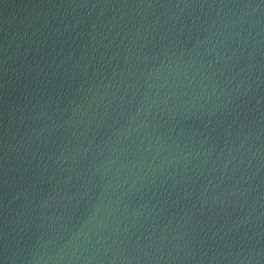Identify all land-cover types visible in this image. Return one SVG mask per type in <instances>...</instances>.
Here are the masks:
<instances>
[{
    "label": "water",
    "instance_id": "95a60500",
    "mask_svg": "<svg viewBox=\"0 0 264 264\" xmlns=\"http://www.w3.org/2000/svg\"><path fill=\"white\" fill-rule=\"evenodd\" d=\"M0 264H264V0H0Z\"/></svg>",
    "mask_w": 264,
    "mask_h": 264
}]
</instances>
